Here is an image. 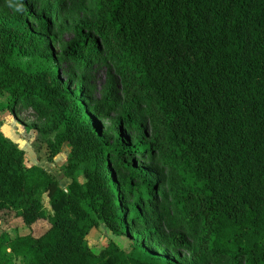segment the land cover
I'll use <instances>...</instances> for the list:
<instances>
[{
    "label": "trees",
    "instance_id": "1",
    "mask_svg": "<svg viewBox=\"0 0 264 264\" xmlns=\"http://www.w3.org/2000/svg\"><path fill=\"white\" fill-rule=\"evenodd\" d=\"M13 5L25 29L0 19V112L36 101L76 116L46 128L54 156L71 145L66 189L26 168L24 150L0 131V213L30 229L49 222L38 237L0 236V264H264V0H87L75 39L61 46L79 71L67 80L20 59L35 39L59 43L58 11ZM96 64L121 75L129 113L90 105ZM154 160L168 176L153 177ZM100 223L134 237L132 251L111 242L95 254L88 236Z\"/></svg>",
    "mask_w": 264,
    "mask_h": 264
},
{
    "label": "rangeland",
    "instance_id": "2",
    "mask_svg": "<svg viewBox=\"0 0 264 264\" xmlns=\"http://www.w3.org/2000/svg\"><path fill=\"white\" fill-rule=\"evenodd\" d=\"M40 3L42 10L47 3L51 4L54 13L58 11L61 19L60 24H64L65 29L61 33L59 43L53 39H35L31 53L27 56L20 57L23 62L31 65L56 68L61 73L63 80H67L72 76L75 69L73 57L64 56L61 52V46L75 39L76 33L73 22L83 17V7L86 6L87 0H35ZM74 1L73 5H70ZM14 0H0L1 16L7 26L14 31H23L25 27L17 21V9L13 5ZM67 4L66 9H61V5ZM63 21V23L61 22ZM54 30L56 28L54 27ZM102 57L105 53H101ZM79 73L78 69L74 71ZM88 86L91 91L89 97L90 105L98 103H106L117 108L118 115L127 114L132 108H129L125 102L122 93V78L113 65H93L88 75ZM75 83V80L72 81ZM113 87L114 94H109L108 87ZM69 107L65 104L60 105L57 110H53L46 105L33 102L31 106H17L14 111L0 112V131L5 137L14 142L20 149L25 152L24 165L29 168L33 165L42 167L47 173L56 180L59 185L66 189L71 183V179L67 177L65 166L71 152V145L64 143L59 154L53 155L49 146V142L54 140L55 133L46 128L51 126L52 122H59V118L63 115L65 118H75V112L69 111ZM135 116L142 122L143 134L146 137L152 135L149 120L144 112L137 111ZM101 128L106 129L109 126L107 120H100ZM47 130V131H45ZM158 166L155 168L157 174L153 176L156 179L168 176L167 169L158 161H153ZM79 182H84L81 173H76ZM48 197L44 195L43 203L46 209L50 211ZM171 198L167 197L165 205L167 206L166 214L171 216L173 211L171 208ZM49 228L47 220L38 221L31 229L26 227L22 220L16 217L12 212L0 213V236L26 235L31 233L35 237L42 235ZM114 242L119 248L127 253L132 251L134 237L132 236H116L104 224L100 223L93 228L88 236V244L90 249L99 254L107 245ZM184 262L189 261L188 255L182 256ZM218 264H226L220 262Z\"/></svg>",
    "mask_w": 264,
    "mask_h": 264
}]
</instances>
